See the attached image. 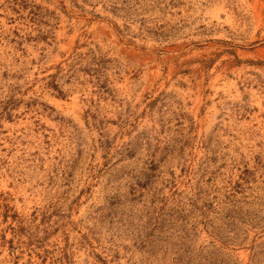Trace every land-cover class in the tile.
Masks as SVG:
<instances>
[{"label": "rangeland", "instance_id": "rangeland-1", "mask_svg": "<svg viewBox=\"0 0 264 264\" xmlns=\"http://www.w3.org/2000/svg\"><path fill=\"white\" fill-rule=\"evenodd\" d=\"M0 264H264V0H0Z\"/></svg>", "mask_w": 264, "mask_h": 264}]
</instances>
